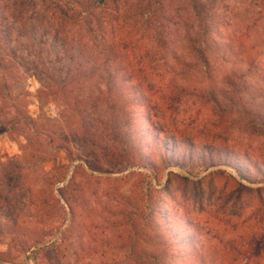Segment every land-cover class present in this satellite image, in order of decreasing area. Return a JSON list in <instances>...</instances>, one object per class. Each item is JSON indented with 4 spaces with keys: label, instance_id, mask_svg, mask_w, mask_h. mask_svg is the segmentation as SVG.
I'll list each match as a JSON object with an SVG mask.
<instances>
[{
    "label": "rangeland",
    "instance_id": "374dc122",
    "mask_svg": "<svg viewBox=\"0 0 264 264\" xmlns=\"http://www.w3.org/2000/svg\"><path fill=\"white\" fill-rule=\"evenodd\" d=\"M192 1L163 0L162 18L150 27L130 15L114 24L128 46L121 50L123 61L145 66L140 77L149 84L150 102L141 111L156 129L154 138L190 139L198 146L194 162L185 167H166L152 157L123 170L112 168L80 130L81 120L96 125L114 153L126 136L124 115L114 109L99 80L81 87L95 104L80 120L69 103L20 64L13 94L26 100L27 113L67 149L49 150L50 160L40 166L48 180L28 175L20 182L17 174L6 191L11 208L0 205V253L7 259L15 264H131L139 254L162 253L171 264H185L180 261L188 258L197 264H264V177L246 167L249 161L264 169V0H198L222 20L211 26L209 37L228 43L211 53L206 69L197 54ZM22 133H0V167L6 171L21 163ZM209 144L241 160L205 152L200 162ZM175 150L182 152L174 147L168 152ZM61 166L67 176L58 181ZM76 166L83 170L76 177L79 190L70 198L71 219L58 189ZM60 205L65 219L51 214ZM151 213L152 223L159 213L171 221L166 228L151 224ZM33 234L46 242L61 237L59 255L25 251ZM180 235L185 239L179 249L161 238L176 241Z\"/></svg>",
    "mask_w": 264,
    "mask_h": 264
},
{
    "label": "trees",
    "instance_id": "16d2710c",
    "mask_svg": "<svg viewBox=\"0 0 264 264\" xmlns=\"http://www.w3.org/2000/svg\"><path fill=\"white\" fill-rule=\"evenodd\" d=\"M191 5L200 37L197 54L206 69L211 53L224 49L228 43H218L215 38L209 37L211 26L222 25V20L211 6L208 3L201 5L198 0H193ZM162 11L163 0H0V133L16 136L19 130H23L21 136L25 139V145L17 155L21 163L15 164L9 171L0 167V205L3 208H11L10 196L6 191L13 187L10 184L15 181L17 174L20 182H27L28 175L38 176L42 181L44 178L48 180L49 173L40 166L50 160L49 150L67 149L57 137L49 135L43 122L27 113L26 100L13 94L12 89L18 82L17 69L21 63L27 64L33 76L40 83L46 84L50 91L56 92L66 105L69 103L74 115L80 117V120L84 119L89 108L95 104V98L91 94L84 96L81 87L95 77L99 80L108 95L107 99L111 98L114 109L124 115L126 136L119 140L118 149L114 153L98 135L96 125L93 127L81 120L80 130L91 147L112 168L123 170L139 160L149 161L152 157H157L166 167H185L194 162L193 156L198 146L190 139L177 143L176 139L154 138L156 129L150 122L149 115H142L150 102L147 96L149 84L140 77L145 66L138 65L135 60L123 61L121 50L128 46L124 45L125 38L115 32L117 29L114 24L123 20L125 15L138 18L150 27L160 22ZM144 57L142 54L139 59ZM212 99L216 102L214 96ZM171 147L181 149L182 152L175 150L169 153L168 149ZM202 150L200 162L206 160L205 152L211 158L226 154L225 159L229 161L241 160L239 155L237 157V154L220 150L211 144L203 146ZM246 167L248 171L264 177V169L260 165L246 161ZM66 168L59 167L62 171L58 181L66 178ZM82 170V166L74 167L68 182L58 189L71 219L73 214L70 198L79 190L76 177ZM156 204L157 207L160 206L159 201ZM51 214L65 219L67 212L60 205ZM158 218L156 223H152V213L148 217L151 224L165 226L164 228L171 221L163 219L165 216L161 213ZM13 229L19 236L26 234L17 224H14ZM161 238L166 241L167 246L175 249L183 246L185 239L183 235L176 241L169 236ZM61 239L59 237L46 242L33 234L25 241V251L30 248L37 254L57 256L60 253ZM6 256L0 253V264H15L13 259H7ZM26 259L29 260L28 257ZM182 261L185 264H197L189 258L180 262ZM131 264L171 263L161 253L139 254L131 259Z\"/></svg>",
    "mask_w": 264,
    "mask_h": 264
}]
</instances>
